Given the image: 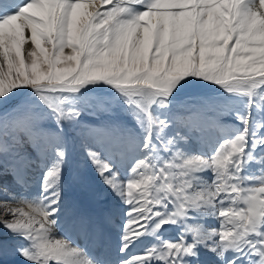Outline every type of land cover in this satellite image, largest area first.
<instances>
[{"label": "snow or ice", "instance_id": "snow-or-ice-1", "mask_svg": "<svg viewBox=\"0 0 264 264\" xmlns=\"http://www.w3.org/2000/svg\"><path fill=\"white\" fill-rule=\"evenodd\" d=\"M197 81L240 110L179 101ZM98 85L124 108L85 123L77 105ZM73 146L125 206L70 213L99 258L61 234ZM117 217L115 264H264V0H0V264H108Z\"/></svg>", "mask_w": 264, "mask_h": 264}, {"label": "rangeland", "instance_id": "rangeland-1", "mask_svg": "<svg viewBox=\"0 0 264 264\" xmlns=\"http://www.w3.org/2000/svg\"><path fill=\"white\" fill-rule=\"evenodd\" d=\"M83 97L84 98L80 101L77 107H82L84 109L81 119L85 123L101 124L103 121L108 119V116L103 113H98L97 116H93L90 114V112L96 110V106L98 104H103L109 107L115 105L116 107L114 108V111L116 112H121V110L124 108L122 100L117 96V94L110 88H105L102 85H98L90 89H85L83 92ZM189 99H209L215 100L219 103H231L234 110H240V106L242 104V102L237 99L227 97L218 87L211 84H206L202 81H197L196 83L187 86L184 90H182L180 96L178 97L179 101ZM124 119H126L131 125L130 117L125 116ZM231 123L235 124V121L232 120ZM185 150L189 154H207V148H203L200 144L196 143H193L189 148H186ZM255 171L256 165L249 164L244 174ZM205 176L210 178L209 174H205ZM33 180L37 181L36 185H33V189H35L38 187V177L35 174L33 175ZM62 184L64 186V207L69 213V215H66L64 218L62 229L64 228V226H67V224L72 222L70 213H72L73 211H79L81 213L84 212V214H87L85 212L88 211L89 213H91L99 208L102 203H110L111 206L116 207L117 209H123L125 207L118 198L113 196L111 192L102 185L91 166L83 160V153L81 151H78L74 146L70 149L69 152L68 163L62 175ZM28 198L31 199L32 197L29 196ZM118 220L119 217H117L116 220L113 221V224L109 227V231H107V234L112 235L114 233H117L118 236L120 235V228L118 226L119 224L117 223ZM214 223L215 221H211L212 227H216V223ZM74 226H67L71 228H65L63 230L61 229V231L65 232L68 230L69 232L71 229H74L72 228ZM111 227L114 230V233L111 230ZM162 229L160 231V238L162 240L172 241L176 239L178 229L175 226L165 225ZM6 235L7 233L4 232L2 228H0V236ZM117 235L115 234L116 238H118ZM151 239L150 244H154L155 241ZM116 240L118 242L119 238ZM145 241L146 239L143 243L148 244ZM150 244L149 247L151 246ZM118 246L116 248V251L118 249ZM144 247H147V245H145ZM89 255H91L92 257L94 256L93 258H98L95 256L94 252L89 253ZM205 255V258H208L214 264H221V262L219 260H215L216 258L212 255ZM2 259L4 261V264H20L18 257L12 255L11 253L5 254Z\"/></svg>", "mask_w": 264, "mask_h": 264}, {"label": "bare ground", "instance_id": "bare-ground-1", "mask_svg": "<svg viewBox=\"0 0 264 264\" xmlns=\"http://www.w3.org/2000/svg\"><path fill=\"white\" fill-rule=\"evenodd\" d=\"M36 185V184H35ZM34 185V186H35ZM94 196V195H93ZM116 204V203H115ZM93 208V207H92ZM116 208V207H115ZM73 209H74V203H73ZM86 209V208H85ZM89 209V208H88ZM91 209V208H90ZM95 209V208H94ZM118 209H122V208H118ZM91 212V211H90ZM85 213H87V214H90L89 213V211L88 212H85ZM92 213V212H91ZM83 214H84V212H83ZM69 221V220H68ZM72 221V220H71ZM215 224V223H214ZM74 226V224L71 222V223H69V224H67V226ZM116 225H118V224H116ZM67 226H64V228L63 229H65V228H71V227H67ZM119 226V225H118ZM113 227V226H112ZM112 227H111V230L113 231V233H114V230L112 229ZM117 227V226H116ZM72 228H74V229H71L69 232H68V230L67 231H65V232H63V231H61V233L62 234H64V235H66V236H68L69 238H71V239H73L74 241H75V243H77L79 246H81V247H84L85 249H86V251L88 252V254L89 253H92V252H94V254H95V256L96 257H98L99 258V256H100V252H99V250L97 249V247L91 242V240H89V241H85L84 239H82V238H80V236H78L79 234H77L78 233V229L76 228V226H74V227H72ZM114 228H115V226H114ZM62 229V230H63ZM118 229V228H117ZM166 230V229H165ZM109 231V230H108ZM115 231H117V230H115ZM162 231H163V229H162ZM112 234V233H111ZM115 234L117 235V233H114V234H112V235H109V234H107L106 236H105V248H104V253H103V255H104V259L108 262V264H115V260H116V256H117V251H116V248H117V246H118V243H119V241L117 242V240L116 239H118L119 238V236L117 235V237L118 238H116V236H115ZM119 234V233H118ZM146 239V241L145 242H147L148 244H146V243H143L142 245H141V247H144L145 245H147V247H149V244H150V239H151V237H146L145 238ZM153 239V238H152ZM151 239V240H152ZM154 241V240H153ZM150 245H152V244H150ZM91 256V255H90ZM94 257V256H93ZM206 257V255H204V257H202V259H203V261H204V264H210V263H213V262H211L208 258H205ZM208 257V256H207ZM209 258H211V257H209ZM215 260H217V259H215ZM214 264V263H213Z\"/></svg>", "mask_w": 264, "mask_h": 264}]
</instances>
